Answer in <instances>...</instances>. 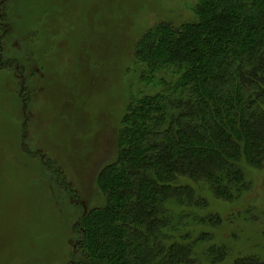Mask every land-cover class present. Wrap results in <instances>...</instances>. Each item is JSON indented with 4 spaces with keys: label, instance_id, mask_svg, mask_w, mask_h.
Masks as SVG:
<instances>
[{
    "label": "rangeland",
    "instance_id": "374dc122",
    "mask_svg": "<svg viewBox=\"0 0 264 264\" xmlns=\"http://www.w3.org/2000/svg\"><path fill=\"white\" fill-rule=\"evenodd\" d=\"M197 2L0 0V264H71L77 223L104 203L97 179L118 157L129 105L157 90L137 43L162 22L197 21ZM241 166L247 186L231 199L195 183L201 211L221 218L196 229L228 247L220 264L264 261V162Z\"/></svg>",
    "mask_w": 264,
    "mask_h": 264
},
{
    "label": "trees",
    "instance_id": "16d2710c",
    "mask_svg": "<svg viewBox=\"0 0 264 264\" xmlns=\"http://www.w3.org/2000/svg\"><path fill=\"white\" fill-rule=\"evenodd\" d=\"M196 9L197 21L162 22L137 43L141 78L157 90L129 105L118 157L97 179L104 203L77 223L71 264L227 256L211 232L196 231L221 218L201 211L208 201L195 183L231 199L247 186L241 161L264 162V0H198Z\"/></svg>",
    "mask_w": 264,
    "mask_h": 264
}]
</instances>
